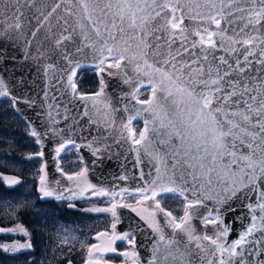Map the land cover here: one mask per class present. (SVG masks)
Returning a JSON list of instances; mask_svg holds the SVG:
<instances>
[{
	"label": "snow or ice",
	"instance_id": "obj_1",
	"mask_svg": "<svg viewBox=\"0 0 264 264\" xmlns=\"http://www.w3.org/2000/svg\"><path fill=\"white\" fill-rule=\"evenodd\" d=\"M36 0H0L3 10L0 15L7 17L9 12L15 16V23L7 25V28L20 29V17L24 15L25 7L31 8ZM77 7L82 10L84 18L90 25V31L85 32L83 25L80 34L85 47H91L95 52V44H100L98 55V72L105 71L103 65L105 59L112 62L107 67L121 68L124 63H136V72L146 78L152 88V94L147 100L137 98L136 105H127L125 111L129 113L128 121H131L145 112L153 111V119L145 121L144 129L140 130L139 138L125 125L129 131L132 150L139 153V147L149 140V133L153 134L155 142L160 147H155L149 152L154 161L152 167L155 175L150 171L146 174L141 170L140 180L144 181L143 187H137L134 194L142 195V200L137 204L155 201V207L151 215L163 212L158 196L168 192H180L182 195L189 188L194 201L185 204V215L181 217V223L175 222L171 212L166 216L171 218L172 234H165V226L154 219L149 226L157 233L152 247V258L148 264H193L191 249L188 244L177 238V230H183V223L189 218V210H194L202 203L203 199L215 200L220 204L229 199H250L249 189L252 193H258L257 203H248L247 208L251 214V223L246 231L241 232L238 239L231 244L222 243L221 240L228 235L225 227L221 236L217 239L205 236L203 240L210 241V245L198 244L209 257L207 264H251L246 259L245 253L254 255L258 248L246 249V245L261 244L264 236L256 238L258 231L264 233V0H74ZM56 9H53L54 12ZM179 14L180 19L176 20ZM51 15V13H49ZM69 15H73L69 10ZM161 16H170L167 20V28L170 30L169 39L157 35L160 29L151 28L155 20ZM47 16L44 17L47 20ZM30 19V18H29ZM185 19L199 22L202 27L193 30L192 35L198 40H192L188 44L189 29L184 24ZM244 21L243 27L237 35L251 33L240 40H233L225 35V25H231L235 21ZM67 23V21H65ZM215 25V30H211ZM206 32L207 36L202 35ZM94 33L93 42L91 34ZM36 35L35 32L32 33ZM124 36V47L121 49L116 44L117 36ZM181 44L174 51L173 45L177 38ZM220 41L230 40L229 47H224ZM149 38H154L156 52L153 53V62L149 63L148 50L153 47ZM64 41H74L75 36L69 34L62 37ZM165 40L168 52L163 60L159 49L164 47L160 43ZM61 41H57L59 45ZM239 45V47H237ZM222 48L225 55L216 56L215 51ZM257 49L259 51L257 52ZM67 52V49H65ZM81 48H77V52ZM105 52L108 57H105ZM71 64L70 55L64 56ZM140 61L143 63L141 64ZM253 65H256L253 70ZM79 63L71 67V74L67 75V84L63 85L61 95L70 88L74 94L69 103H75V96L80 101L95 100L100 93L87 96L77 93V86L73 82L76 68ZM49 70L54 71L53 65L44 69L45 76ZM254 73V74H253ZM53 77H49L51 81ZM63 82V74L57 85ZM104 81L101 80L103 89ZM0 95H8L5 90ZM48 96V88H45V97ZM55 99V98H54ZM169 100L175 106L169 105ZM17 101L14 98L13 103ZM139 105V107H137ZM94 106V105H93ZM51 107V106H50ZM85 116H89L90 123H99V119L93 118L87 103H85ZM53 136L62 135L63 129L51 128ZM31 135L38 137L37 143H41L40 134L35 130ZM71 138L56 148L57 154L66 145L72 144ZM78 147V146H77ZM147 151V149H146ZM43 155V153H37ZM139 163V155L137 157ZM43 166L41 171L43 172ZM84 170L78 175L82 176ZM42 187L40 192L44 197L53 196V191L43 184L44 176L40 177ZM72 179V177H69ZM121 179H128L122 176ZM9 185L18 184L16 177H5ZM93 188L92 185H88ZM123 191V190H122ZM151 193L149 196L148 193ZM84 195V192L79 194ZM93 196L111 195L115 199L118 195L109 189H93ZM76 193H73V198ZM202 197V198H201ZM57 199H61L57 195ZM118 207H131V205H118L112 203L109 207L93 208L90 211L111 213L116 216ZM259 209V216L255 214ZM132 211H139L132 208ZM147 211V209H144ZM141 219H147L141 217ZM208 223H217L218 220L209 219ZM222 223V221H220ZM115 229V224L112 225ZM107 233H97V237ZM132 236L129 239V236ZM113 239H127L130 245H135V237L132 233H124ZM193 237L189 236V241ZM200 240L201 238L196 237ZM214 246V247H213ZM19 247H31V244L19 245ZM97 245H91L89 252ZM105 251L116 249L108 247ZM129 255V253H123ZM217 254L218 258H217ZM135 256V253H131ZM203 264V257L201 258Z\"/></svg>",
	"mask_w": 264,
	"mask_h": 264
},
{
	"label": "water",
	"instance_id": "obj_2",
	"mask_svg": "<svg viewBox=\"0 0 264 264\" xmlns=\"http://www.w3.org/2000/svg\"><path fill=\"white\" fill-rule=\"evenodd\" d=\"M3 4H0V11L3 10ZM53 9H56L54 12ZM69 10L73 15H69ZM24 15L20 17L21 27L7 28V25L15 23V16L9 12L7 17L0 15V93L5 90L12 101L14 110L25 120L28 124L30 132L35 130L40 134L41 143L39 145V155L42 158L39 176V190L42 187L40 177L44 176L43 184L47 185L49 190L53 191L54 195L43 198H56L60 195L65 199L73 197H80V193L86 194L89 191L109 189L118 193L115 200H118L123 192L135 193L137 187H143L144 181L140 180L141 170L146 174L150 171L155 175L152 167V161L149 152L152 151L153 145L160 147L155 142L153 134L149 133V141H145L139 147V153L133 151V145L129 136L128 129L125 125L134 131L135 138H139L140 130L144 129L145 121L153 119V111H148L140 116L135 117L129 124V113L125 111L127 105H136V99H133V94L138 98L137 92L143 87H150L147 99L152 94V88L146 78H143L141 83V76L136 72V63H124L121 68L107 67L108 61L104 62V69L102 73L98 72L99 60L94 57L98 55L100 44H95L96 51L91 47L84 46L83 37L80 34L81 25H83L85 32L90 31V25L84 14L74 2V0H36L31 8L25 7L23 9ZM51 13V15H49ZM47 16V20L44 17ZM178 20L179 14L176 15ZM175 17V18H176ZM30 18V19H29ZM170 16H161L157 18L151 28L160 29L157 35H161L165 40L171 36L170 30L167 28V20ZM67 21V23H65ZM184 24L189 29L188 44L192 40H198V37L192 35L193 30L199 29L202 25L199 22H194L190 19H185ZM244 21H235L231 25H225V35L231 37L233 40H240L251 33H244L237 35L240 28L243 27ZM211 30H215V25H211ZM36 35L33 36L32 33ZM75 36L74 41H64L62 37L69 34ZM93 42L95 41L94 33L91 34ZM126 39L124 36H117L116 44L122 49L124 47L122 41ZM217 42L222 43L224 47H229L230 40L220 41L217 37ZM61 41L57 44V41ZM165 40L160 43L165 45ZM153 45L148 50L147 59L149 63L153 62V53L157 51L155 48L154 38H149L148 41ZM181 44V39L178 37L173 45V51ZM81 51L77 52V48ZM239 47V45H237ZM67 49V52L65 51ZM161 55L160 60H163L168 52L165 45L159 49ZM259 49H257V52ZM65 55H70L71 64L64 59ZM105 57L108 53L105 52ZM216 56L225 55L222 48L215 51ZM79 63L76 68L78 71L86 67H96L99 76L98 88L91 92H83L87 96H92L95 93H100V96L95 100L80 101L78 95L75 96V103H69V99L73 98L74 94L69 88L67 92L61 95L63 85L67 84V75L71 74V67ZM142 64L143 62L140 61ZM48 65L54 66V71L49 70L48 76H45L44 69ZM256 65H253V70ZM63 74V82L57 85V81L61 80ZM254 74V73H253ZM49 77H53L49 81ZM101 80L104 81L103 89L101 88ZM76 84V83H75ZM48 88V96L45 97V88ZM77 86V85H76ZM77 93H80L77 91ZM1 97V95H0ZM16 103H13V99ZM55 98V99H54ZM140 99V98H139ZM142 99V100H147ZM85 103L93 118L99 119V123H90V117L83 115L85 111ZM94 105V106H93ZM169 105L173 107L172 101L169 100ZM51 106V107H50ZM139 107V105H137ZM136 121L141 123L138 133L132 127ZM51 128L63 129L62 135L53 136L50 131ZM33 136V135H32ZM36 141L38 137L33 136ZM71 138L79 153L82 165L74 173H65L59 167L60 156L64 149L59 154L56 148L59 144L64 143L66 139ZM78 146V147H77ZM147 149V151H146ZM139 155V163L137 157ZM43 166V172L41 167ZM84 170L82 176L78 175ZM122 176H127L128 179H121ZM5 177H16L18 184L9 185ZM72 177V179H69ZM23 177L12 172L2 171L0 169V182L7 188H12L20 185ZM93 188H89L88 185ZM264 188V184H262ZM123 190V191H122ZM250 199L243 198V193L240 198L229 199L226 203L220 204L215 200L203 199L202 203L195 207L194 210H189V218L183 222L186 227L183 230H177V238L183 243L188 244L191 249L193 264H201L203 257V264H207L209 257L205 251L198 247V244L210 245V241L203 240V237L210 234H216V238L221 236L225 227L228 228V235L222 239L221 242L231 244L239 238L241 232L246 231L251 223V214L247 208L249 202L256 204L258 193H252L251 189ZM181 194L180 192H178ZM150 196L151 193L149 192ZM182 195V194H181ZM112 198L111 195H108ZM188 201H194L196 197L192 195L191 187L182 195ZM202 198V197H201ZM153 205L150 207L146 203H132L128 204L131 207H118L116 216L110 226V231L99 230L94 234V242H92L86 252V257L82 264H148L152 258V247L154 237L157 233L149 226V222L153 219L165 226V234H172V226L169 223L171 218L166 216L167 210L163 208V212L157 211L153 217L151 213L155 207V201H150ZM118 205L126 203L114 202ZM185 203V204H186ZM69 209H78L79 205L71 201L66 204ZM136 208L139 211H132ZM147 209V211H144ZM255 214L259 216V209H256ZM185 215V209L182 217ZM147 219H141V217ZM218 220L217 223H208L206 220ZM222 221V223L220 222ZM181 219L176 223H181ZM115 224V229L112 225ZM97 233H107L97 237ZM124 233H132L135 237V245H130L127 239H113V236L120 237ZM189 236L193 237L189 241ZM264 233H255L256 238H261ZM201 238L200 240L195 239ZM212 238V237H211ZM126 241V244L131 248L128 250H120L117 244ZM91 245H97L96 248L89 252ZM113 247V251H105L104 249ZM214 247V246H213ZM258 248L254 255L245 253L246 259L251 264H264V240L261 244L249 243L246 249L251 250ZM135 253V256L131 253ZM99 254H114L121 256L120 262H112L110 260H101L95 258ZM123 253H129L124 255ZM217 254V258H218Z\"/></svg>",
	"mask_w": 264,
	"mask_h": 264
},
{
	"label": "rangeland",
	"instance_id": "obj_3",
	"mask_svg": "<svg viewBox=\"0 0 264 264\" xmlns=\"http://www.w3.org/2000/svg\"><path fill=\"white\" fill-rule=\"evenodd\" d=\"M97 88L98 82L96 86L89 84L78 91L91 92ZM148 91L149 88H143L139 92ZM140 127L139 121L133 123L136 133ZM39 150L28 124L14 110L11 99L1 95L0 169L22 176L23 181L11 192L0 193V221L4 233L0 239V264H82L88 246L94 242V234L99 230L110 231L113 218L110 213L90 209L109 207L114 200L108 196H93L92 191L75 198H43L39 190L42 163V158L37 155ZM13 153L18 156L13 157ZM81 165L76 147L67 146L60 156L59 167L65 173H74ZM158 199L177 222L183 213L185 201L175 192L161 194ZM137 200H142V195L125 192L120 198L125 203ZM50 201H74L80 207L72 210L79 214L75 219L63 220L59 216L60 209ZM26 219L29 221L25 222ZM29 243L30 248L19 247ZM118 248L125 250L128 246L120 242ZM95 258L112 262L121 260L120 256L114 254L97 253Z\"/></svg>",
	"mask_w": 264,
	"mask_h": 264
},
{
	"label": "trees",
	"instance_id": "obj_4",
	"mask_svg": "<svg viewBox=\"0 0 264 264\" xmlns=\"http://www.w3.org/2000/svg\"><path fill=\"white\" fill-rule=\"evenodd\" d=\"M75 80H76L78 89L82 90L86 86H88L89 84L96 86V84L98 82V76H97L94 68H93V70H91V68H83V69L79 70ZM140 95L142 97H144L146 95V92H142ZM135 126H136V124H135ZM14 156H18V155L13 153V157ZM8 191H11V190L5 189L4 186L2 185V183L0 182V193L1 192H8ZM55 203L58 205L57 208L60 209V211H59L60 217H62L64 219H70V218L75 219V217L78 216L79 212L68 209L65 206L64 202H55ZM55 203L53 202L52 204L55 205ZM21 212L22 211H20V213ZM24 221L27 222L29 220L26 219Z\"/></svg>",
	"mask_w": 264,
	"mask_h": 264
},
{
	"label": "flooded vegetation",
	"instance_id": "obj_5",
	"mask_svg": "<svg viewBox=\"0 0 264 264\" xmlns=\"http://www.w3.org/2000/svg\"><path fill=\"white\" fill-rule=\"evenodd\" d=\"M16 187H17V186L12 187V188H7V187L4 186L5 189L11 190V191L14 190V189H16ZM11 191H10V192H11ZM43 201H44V200H43ZM50 202H53V201H50ZM54 203H55V202H54ZM55 205H56V207L58 206L56 203H55ZM79 206H80V205H79ZM59 216H60V215H59ZM61 218H62V217H61ZM70 219H71V218H70ZM63 220H65V219L63 218ZM66 220H68V219H66ZM2 224H3V223L0 221V239L2 238L1 236L4 234V233H2V231H1V228H2V226H3ZM1 255H2V253H1V251H0V256H1Z\"/></svg>",
	"mask_w": 264,
	"mask_h": 264
},
{
	"label": "bare ground",
	"instance_id": "obj_6",
	"mask_svg": "<svg viewBox=\"0 0 264 264\" xmlns=\"http://www.w3.org/2000/svg\"><path fill=\"white\" fill-rule=\"evenodd\" d=\"M97 191H98V190H97ZM144 203H146L148 206H150V205L152 204V202H150V203H149V202H144ZM151 206H152V205H151ZM151 206H150V207H151Z\"/></svg>",
	"mask_w": 264,
	"mask_h": 264
}]
</instances>
